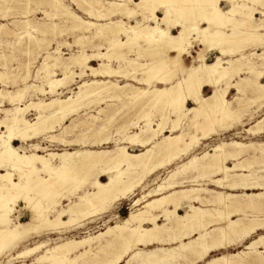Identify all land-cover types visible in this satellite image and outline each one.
Here are the masks:
<instances>
[{
    "label": "bare ground",
    "instance_id": "bare-ground-1",
    "mask_svg": "<svg viewBox=\"0 0 264 264\" xmlns=\"http://www.w3.org/2000/svg\"><path fill=\"white\" fill-rule=\"evenodd\" d=\"M68 2L0 0V17L12 16L17 5H27L19 13L27 16L34 3L35 12L44 6V11L40 9L46 15H61L72 23L73 31L80 34L76 43L82 47L86 39L102 38L109 49L136 46L138 57L143 53L151 60L141 63L138 57L122 53L113 56L119 65L113 68L112 56L100 49L87 53L82 48L64 58L57 45L40 56L38 72L44 75V84L25 85L15 92L4 87L12 67L0 61V113H4L0 117V262L264 264L260 250L264 234H258L264 231L260 216L264 214V142L221 141L176 164L147 189L150 177L212 137L239 126L245 128L237 136L264 134V116L256 119L264 109V0H114L109 7L101 0ZM223 3L229 6L224 9ZM22 23L16 26L20 36L41 41L57 32L53 22L44 28L28 20ZM5 29L7 25H0V35ZM196 45L204 49L192 56ZM209 55H215L211 62ZM97 60L100 67L90 66ZM59 69L64 76L60 79L54 76ZM88 70L92 80L79 84L73 95L59 98L58 89ZM121 77L126 80L123 84ZM30 89L36 94L31 95ZM207 89L211 94L206 95ZM233 91L236 97L229 99ZM38 94L50 95V100ZM105 97L140 103L138 119L125 122L112 137L97 139L108 125L87 124L79 129L82 138L67 139L77 133L78 124L65 122L89 99ZM5 100L11 109L2 108ZM252 104H257L255 109ZM154 109H159L156 121ZM29 111L37 112L33 121L27 118ZM57 129L59 135L54 134ZM90 131L93 139L88 137ZM40 138L75 149L46 152L48 147L33 141ZM111 143L113 147L101 148ZM136 147L141 150L131 151ZM138 190L144 194L132 201L129 215L105 230L80 239L50 237L85 227ZM32 238L42 240L27 246ZM238 246L244 250L231 252Z\"/></svg>",
    "mask_w": 264,
    "mask_h": 264
},
{
    "label": "rangeland",
    "instance_id": "rangeland-1",
    "mask_svg": "<svg viewBox=\"0 0 264 264\" xmlns=\"http://www.w3.org/2000/svg\"><path fill=\"white\" fill-rule=\"evenodd\" d=\"M113 1L114 0H101V2H103L107 7H109L108 3L113 2ZM136 1H139V0H136ZM66 2L69 3L68 0H66ZM34 5H35L34 3L32 5H29L31 7V9L28 6V9H30L29 10L30 13H28L27 16L21 17L19 15L20 11H23V9L27 8L26 7L27 5L26 6L24 5L25 7L23 5H20V6L17 5L18 8H17L16 12L13 11L11 13V14H13L12 16L7 17V18H1L0 17V25H7V29H5L6 33L0 35V61L4 60V63L8 62V63H6L7 66L12 67V71H13V73L10 74V76L6 80H4V83L6 84V85L4 84L5 85L4 87H6L7 90L15 92L18 88H20V87L24 88L25 85H29V84H35L37 87L42 86L44 84L42 82V81H44L42 79V77L44 75L41 74L42 72H40V73L38 72V69L40 68L39 63H38L41 60L40 56H43V54H45V49L48 48V50H50V49L52 50V49H55V47H57V45H61L60 46L61 52H62V56L64 58L65 57L67 58V57L71 56V54L76 53L79 50H82V48H85L87 53H92V52L100 49L99 50L100 53L112 56L109 64L113 68L119 66L117 60H115V57H113V56H117L119 54L125 53V54H128L129 57H131V58H137L138 57L137 56L138 52H136L137 48H135L136 46L132 49L124 48L123 49L124 51L123 50L120 51L118 49H109L107 46H105L106 43H105L104 39H102V38H100V39L99 38H97V39H93V38L86 39V40H84L86 47H82L81 44L76 43V39H77L78 35H80V34L77 31H76V33H75V31H73V29L71 28L72 23H70V22L67 23L68 21H66V18L61 16V15H59L57 17H51L50 13H47L48 15H46V13L43 12L44 9H46L44 6H41L44 9L40 7L43 11H41V9L39 8V10L35 12L34 9L37 6L36 5L34 6ZM71 6H72L71 8L76 12V14L81 15L85 19H88V16L86 14H84L82 11L78 10L73 5H71ZM222 6L224 9H226L229 5L226 3H223ZM224 6H226V7H224ZM5 7L6 6H3L1 9H4ZM18 9H19V11H18ZM32 11H33V13H32ZM32 14H34V15H32ZM159 16L162 17V14L159 13ZM256 17L261 18V14H257ZM34 18H35V22H34ZM138 19H140V18H138ZM21 20L22 21L23 20L24 21H26V20L32 21V23H35V25H38L41 28H44L46 26V24L49 25L50 22H53L55 25L56 31H57L56 35H52V34L45 35L46 37H43V39L45 38L44 40H46V41H44L43 39H42L43 41L42 40L40 41L36 38L33 39V38H30L29 36H28L29 37V39H28V37H26L27 36L26 34L20 36V33L18 31V27H16V26L19 25L22 27V25H24V23H22ZM127 21L128 20H126V22ZM129 23L135 24L134 20H131ZM15 32L18 34H16ZM173 33L178 34V30H174ZM15 35H17L18 38H20V39H18L17 36H15ZM74 38H75V40H74ZM123 39L125 40V38H123ZM30 40L33 42H31ZM35 41H36V43H35ZM37 42L38 43L42 42V45L40 43L38 44ZM29 43H33V45H28ZM142 44L145 45V43L141 42V45ZM98 45H102V46L99 47ZM39 46H41V47H39ZM14 47L16 49H14ZM37 47L40 49H38ZM29 49L31 52L29 51ZM201 49H204V47L196 45V47L191 50L192 56H196L197 52H200ZM250 49H253V48L251 47ZM250 49H248V51ZM10 50L14 54L11 53ZM23 50H26L27 52L23 51ZM131 50H133V52H131ZM257 52L261 53L262 49H258ZM3 54H6V55L3 56ZM7 54H8V56H7ZM145 56L146 55L145 54L143 55V53H142V55L138 57V61H140L141 63H145V62H149L151 60L150 57H147V56L145 57ZM214 56L209 55V62L213 61ZM12 57H14V59H12ZM35 57H37V59ZM16 58H17V60H16ZM185 58H189V57L186 56ZM5 59H6V61H5ZM21 59H22V61H21ZM11 61H12V63H11ZM32 61H34V62H32ZM18 62H20L21 64L19 65ZM22 62H23V64H22ZM103 62L108 63V59H105ZM103 62H101V63H103ZM27 63L29 64L28 67H27V65H28ZM90 66H92L94 68H98V67H100V62L98 60L95 62H91ZM74 70H75V72L79 73V70L77 68H75ZM60 71H61L60 69L55 71V73H57V74L54 76H56V78H58V79L64 77L62 72H60ZM28 72H30L29 76L27 75ZM86 72H87V74L85 76L75 77L73 82L69 81V83H67L66 87H62V88L58 89L59 93H62V94H59V98L64 99L68 96L73 95L74 92L78 91L77 88H78L79 84H81L83 81L92 80L93 77L90 75V71L88 70ZM37 73H39V74H37ZM11 76H13V77H11ZM98 79H102V78L98 77ZM115 79L116 78H112L111 80H115ZM102 80H104V79H102ZM118 80L120 81V84H123L126 81L122 77L119 78ZM41 83H43V84H41ZM2 89H3V84L2 85L0 84V90H2ZM32 91L33 90L30 89L28 92H31V95H33L34 93L36 94V92H32ZM210 92L211 91L207 89L206 95L211 94ZM38 96H39V98L44 99L46 101L50 100V95L46 96L45 98L42 97L40 94H38ZM234 97H236L235 91H233L230 94L229 99H233ZM37 98L38 97H35V96L32 97V99H34V100H36ZM103 100L104 101H102V98L101 99H94V98L89 99L87 101V103L83 106V108L81 107V109L79 110V112L76 115H74L73 117H70L65 122V125L66 124L67 125L78 124L77 125L78 127L76 128L77 133L75 132L76 133L75 135H74V133H72L73 135L72 134L67 135L66 136L67 139H69V140L73 139V138L76 139L77 137L82 138L83 136L80 134V132H81L80 130L83 129L85 127V125H87V124H90V125L91 124H95V125L97 124L98 126L96 125V127H99L102 124H106V126L108 125V127H106L104 133H102L99 137H97V139H101V138L106 137V136L112 137L116 134L117 129L121 125H123L125 122L132 121V120L136 121V119H138V116H139L138 113L140 112V109H141L140 103H133L131 105V103L128 102V100H126V99H125V101H120V100L115 101V99H112L113 100L112 101L111 99L109 100L106 97L103 98ZM107 100H109V101H107ZM22 104L24 105L25 103H22ZM1 106L3 109H8V108L11 109L12 108V105L7 100H5ZM189 106L192 107L193 105L189 104ZM255 106H257V104H252L251 108L255 109ZM101 110H103V111H101ZM148 110H149V108H147L145 111H148ZM158 111H159V109L153 110L154 115L152 116V118L155 121L159 119ZM3 115H4V113H0V117H2ZM94 116H96V120H93ZM262 116H264V109L260 112L259 116L256 119H258ZM36 117H37V112H35V111H29L27 113V118L31 121H33ZM86 117H87V119H85ZM110 118H112L111 121H109ZM102 120H103V122L101 123ZM74 121H76V122H74ZM98 122H100L101 124ZM251 126H253V123L248 124L246 127L249 128ZM243 128H245V127L239 126L229 133H225V134H222L219 136H215V137H212L211 139H209L207 141H204L202 143V145H200L198 148H196L194 151H192V153L189 156L182 158L180 161H176L174 163V165L168 167L167 169L161 170L156 175H153L152 177H150L147 181V189L155 187L156 184L161 181V179H163L167 176L168 171H171L176 166V164H179V163L185 161L187 158L191 157L193 154L199 155L205 151H209L212 148V146H214L215 144H217L221 141L237 140V141H241L244 143L264 142V134H261L258 136H250V135L243 136L244 134H242V135L237 136L236 135L237 132L243 133V131L241 130ZM60 133H61V129H57L54 132V134H57V135H59ZM93 134H94V131H90L88 133L89 136L88 135L87 136L89 137V139H93V136H94ZM167 134L169 135L170 133L167 132ZM33 141L41 143V145H43L44 147H48L46 152H49V151L62 152L65 149L66 150L75 149L74 146H66L65 144H61L59 142H56L55 144L54 143L53 144L47 143L46 141L42 140V138L36 139ZM14 144H15V146H18V147L20 146V148L22 147V144L19 142L15 141ZM105 146H102L101 148L113 147V143L105 145ZM140 150L141 149H139L137 147L131 149V151H133L134 153L139 152ZM42 154H44V153H42ZM15 179L17 180V177ZM102 180L104 182L107 181V179H105V178H103ZM154 180H155V183H154ZM210 188H212V187H210ZM147 189H145V190H147ZM142 194H144V191L138 190L136 192V194L130 200L120 202V204H118L115 209H113L112 211H110L106 215L101 216L100 218H96V219L94 218L96 221H93L91 223L87 222L86 226L81 228V229H77V230L69 231V232L63 230L64 232L59 233V235L55 234V235H52L50 237L52 239H58L59 238L62 240L66 239V238L80 239V238L87 237L90 235H94L98 232H101V231L105 230L106 225H112L115 222H117L119 219L126 218L129 215L130 211H132V209H133L132 208V201L136 198H139ZM180 212H181V214H183V211H180ZM260 216L262 217V219H264V214H260ZM116 217H118V219ZM27 218L28 217L24 216L22 220L26 221ZM109 219H111V220L109 222H107ZM258 234H264V231H260ZM39 240H42V239L32 238V239H29L26 244H27V246H33ZM242 250H244V247L238 246V247H235L234 249H232L231 252L242 251ZM260 250L264 251V247H261ZM0 264H4V263L0 262Z\"/></svg>",
    "mask_w": 264,
    "mask_h": 264
}]
</instances>
